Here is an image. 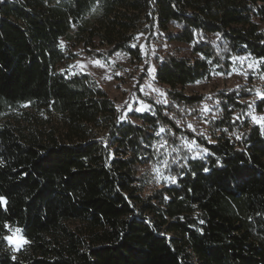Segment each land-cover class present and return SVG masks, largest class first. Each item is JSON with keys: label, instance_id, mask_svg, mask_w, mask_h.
<instances>
[{"label": "trees", "instance_id": "1", "mask_svg": "<svg viewBox=\"0 0 264 264\" xmlns=\"http://www.w3.org/2000/svg\"><path fill=\"white\" fill-rule=\"evenodd\" d=\"M148 24L190 55L158 56L167 100L135 121L67 63L140 58ZM238 56L264 74V0H0V264H264V99L221 89L205 117L185 90Z\"/></svg>", "mask_w": 264, "mask_h": 264}, {"label": "rangeland", "instance_id": "2", "mask_svg": "<svg viewBox=\"0 0 264 264\" xmlns=\"http://www.w3.org/2000/svg\"><path fill=\"white\" fill-rule=\"evenodd\" d=\"M137 44L140 47V58L131 57L122 52L116 53L108 60L91 58L82 53L80 46H76L73 52L77 56L67 63L75 72H87L93 75L115 99L120 115L135 121L137 117L133 114L148 110L153 101L165 102L167 100L165 87L155 81L158 56L172 51L185 56L190 55L188 44L163 41L158 30L150 24L138 35ZM96 61H100V64H96ZM257 65V61L248 56H238L228 71L216 72L195 83L188 84L185 90L189 94L207 96L206 100L199 105V111L205 117L216 116L217 99L213 100V98L221 89H231L249 83L254 85L256 92L264 93V74L258 72ZM252 115L261 116L264 112L253 110L250 116ZM191 124L196 125L195 122ZM205 127L206 124L202 123L199 128L203 130ZM182 143L187 147L191 144V148H194L193 143L187 139ZM163 145L165 146V142ZM151 169V174L154 173L153 176L157 178L163 172L159 170L160 166H153ZM9 235H12V232L8 231L6 236ZM17 235L26 240L22 231ZM7 243L14 251L17 247L24 245V243L19 246L10 245L8 241Z\"/></svg>", "mask_w": 264, "mask_h": 264}, {"label": "snow or ice", "instance_id": "3", "mask_svg": "<svg viewBox=\"0 0 264 264\" xmlns=\"http://www.w3.org/2000/svg\"><path fill=\"white\" fill-rule=\"evenodd\" d=\"M95 63H96V64H100V61H96ZM250 67H251V65H250ZM257 96L260 97L261 99H264V93L257 92ZM253 103H254V102H253ZM141 110H142V109H141ZM251 119L253 120V122H254L255 124H259L260 127H261V129H262V131H264V115H261V116L252 115V116H251ZM190 127H191V126H190ZM160 131L163 132L164 129L162 128ZM157 135H159V133H157ZM166 143H167V142H165V144H166ZM163 146H164V145H160V147H163ZM188 147L191 149L192 145L189 144ZM204 151L207 152L206 149H205ZM197 157L202 158V155H201L200 153H197V156H194L193 159H195V158H197ZM173 162H175V161H173ZM164 166H165V167L168 166V165H167V161L164 162ZM205 171H207V169H205ZM171 179L174 180L175 178H171ZM6 204H7V202H6L5 198L0 197V206H4V207H6ZM4 227H5V228H8L9 231L12 232V235H9V236H6V237L3 238V239H5V240H7V241L9 242L10 245H11V244H16V245L19 246V244H22V243H26V242H27L26 240H23L22 237H20V236L17 235L18 233L21 232V229H19V228H15V229H13L10 225H7V224H5ZM16 250H18V247L16 248Z\"/></svg>", "mask_w": 264, "mask_h": 264}]
</instances>
